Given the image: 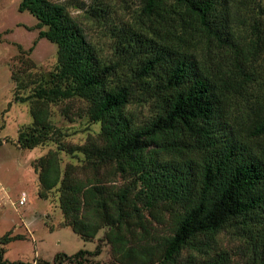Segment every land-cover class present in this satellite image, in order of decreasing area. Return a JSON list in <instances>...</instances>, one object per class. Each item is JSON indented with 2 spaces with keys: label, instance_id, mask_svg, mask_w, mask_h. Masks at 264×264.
<instances>
[{
  "label": "trees",
  "instance_id": "16d2710c",
  "mask_svg": "<svg viewBox=\"0 0 264 264\" xmlns=\"http://www.w3.org/2000/svg\"><path fill=\"white\" fill-rule=\"evenodd\" d=\"M111 5L78 6L107 34V53L65 3H19L38 37L56 44L57 64L21 98L31 99L32 123L17 143L49 140L46 105L74 96L100 126L99 140L56 138L35 160L37 195L57 189L65 226L83 240L104 230L113 264H238L223 233L240 242L245 264H264V0H122L118 18ZM62 151L82 163L62 168ZM3 252L0 264H23ZM100 253L97 243L53 263Z\"/></svg>",
  "mask_w": 264,
  "mask_h": 264
},
{
  "label": "rangeland",
  "instance_id": "374dc122",
  "mask_svg": "<svg viewBox=\"0 0 264 264\" xmlns=\"http://www.w3.org/2000/svg\"><path fill=\"white\" fill-rule=\"evenodd\" d=\"M20 1L0 0V249L4 250L3 258L23 264H54L53 257L57 252L72 254L81 248L93 250L100 243L101 253L87 256L85 264H113L110 245L102 240L104 230H100L91 241L83 240L71 227L65 226L57 189L51 190L46 198L37 195L38 181L33 163L47 151L56 149V138L80 145L90 138L99 140L100 126L88 120L87 102L74 96L49 103L46 105L48 118L55 130L49 135L50 139L33 149L21 148L17 143L19 131L32 123L31 99L23 101L21 98L29 96L37 83L48 79L57 64L56 44L38 37L37 19L28 11L19 10ZM54 1L66 4L91 42L103 52L110 51L107 34L85 19L78 7L82 2L92 0ZM105 1L118 11L113 13L115 18L127 13L119 10L122 0ZM258 62L264 63L262 54ZM260 80L259 86L264 90V80ZM134 109L140 111V116L148 112V107L135 105ZM59 155L62 168L68 162L82 163V154L76 157L62 151ZM22 192L26 198L24 204H19ZM159 230L169 232L166 226L159 227ZM4 236L14 239L3 243ZM220 244L229 251L234 262L245 264L246 258L238 240L223 233ZM60 264L74 263L63 261Z\"/></svg>",
  "mask_w": 264,
  "mask_h": 264
},
{
  "label": "built area",
  "instance_id": "2783aa9c",
  "mask_svg": "<svg viewBox=\"0 0 264 264\" xmlns=\"http://www.w3.org/2000/svg\"><path fill=\"white\" fill-rule=\"evenodd\" d=\"M25 193L24 192H22V194H21V196H20V199H19V204H24V202H25Z\"/></svg>",
  "mask_w": 264,
  "mask_h": 264
}]
</instances>
